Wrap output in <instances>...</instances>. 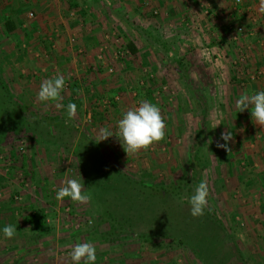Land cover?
<instances>
[{"label": "rangeland", "instance_id": "rangeland-1", "mask_svg": "<svg viewBox=\"0 0 264 264\" xmlns=\"http://www.w3.org/2000/svg\"><path fill=\"white\" fill-rule=\"evenodd\" d=\"M260 7L261 0H0V84L8 90H0V257L73 264L74 246L88 242L95 264H264V127L251 106L236 108L242 94L264 90ZM57 75L65 78L61 99L39 102L41 83ZM141 101L160 108L164 140L137 154L116 136L98 141L101 129L117 133ZM227 131L231 151L217 146ZM84 139L139 184L136 194L152 198L158 187L168 199L150 200L122 230L102 215L104 190L88 183L85 168L103 166L77 151ZM68 179L84 183L88 203L56 199ZM202 181L214 227L198 248L186 217L193 219L189 200ZM6 225L14 238H5Z\"/></svg>", "mask_w": 264, "mask_h": 264}, {"label": "clouds", "instance_id": "clouds-1", "mask_svg": "<svg viewBox=\"0 0 264 264\" xmlns=\"http://www.w3.org/2000/svg\"><path fill=\"white\" fill-rule=\"evenodd\" d=\"M260 11L264 12V0H261ZM65 88V78L57 75L54 78L45 80L40 85L37 100L41 103L57 102L61 99V93ZM61 105L57 103V107ZM251 106V116L256 124L264 127V90L248 95L242 94L236 102L239 112L247 110ZM77 114V106L74 103L67 105V115L74 119ZM165 120L159 107L152 103L141 101L138 107L126 111L122 119L118 122V132L113 133L108 128L101 129L98 134V141L107 140L109 137L119 138L127 154H137L141 150L147 151L149 148L165 138ZM232 138L227 131L221 134V139L225 143H218L217 146L231 151L228 141ZM85 185L79 179H68L56 192V199L63 201L65 197L80 204L90 201L89 194L84 192ZM210 189L206 181L200 182L194 188V194L190 197V211L193 217L204 215V210L208 208ZM211 209H209L210 211ZM16 228L6 225L3 228L5 238L12 239L16 234ZM73 264H95L96 248L92 243H77L70 253Z\"/></svg>", "mask_w": 264, "mask_h": 264}, {"label": "trees", "instance_id": "trees-1", "mask_svg": "<svg viewBox=\"0 0 264 264\" xmlns=\"http://www.w3.org/2000/svg\"><path fill=\"white\" fill-rule=\"evenodd\" d=\"M10 29H14L13 24L11 25ZM129 47L133 53L137 52V46L135 45V43H132V42L129 43ZM0 90L6 91L7 88L5 85L0 84ZM6 93L8 94V100H10V102H11L10 106H11L12 111L10 113H12L14 111V109L17 107H15L12 104V102L14 103V100H12V97H10L9 92H6ZM0 118H2L1 114H0ZM6 118H8V117H6ZM55 121L58 122L56 124V126H61L60 123L66 124L65 121H63L62 119H59V118H55ZM8 124L11 125V123H8ZM20 126H22V125L20 124ZM51 126L52 125H50V127ZM50 127H49V129H50ZM63 127L64 126H62V128ZM16 128H19V126L18 127L16 126ZM52 128H53V126H52ZM67 128L70 129V127H67ZM87 141H88L87 139H84L82 144L78 145V147H76L77 151H79L81 153L84 152L86 154L94 155L95 158H97L98 160L101 159L100 161H101L102 166H103L101 168V170L100 169H94V167H92V169H91V167L85 168V175L87 176L88 183L90 184V186H93L95 189H98L100 191V193H102V191L104 190L105 196L103 195L101 197V200H102V202L106 203L104 208L107 211H103L102 215L107 216L108 219L113 220V221L118 219L119 220V226L122 227V230H124V228L127 227V225L129 224L128 220H133L132 216L135 215V213H137L136 211H138V216H139L140 214H142L143 211H147L150 208V206H147V203L150 202V200H152L156 196H158V199L162 198V201L164 199H166V200L168 199L166 190H164L162 188H158V187L150 188V191L152 192L150 197H152V198H144V197H142L143 194L142 195L136 194L135 193L136 192L135 186L136 185L139 186V184H137L136 182H134L132 180L130 181L129 177L124 172L117 169L116 167L109 166L105 162L99 146L97 144H95L94 142L89 140L92 145H90V148H88V146L86 144ZM91 148H92L93 152H91ZM78 158H80V157L78 156ZM97 171H99V172H97ZM98 178H102V181H99ZM98 181H99V185L97 183ZM142 188H144V187H142ZM118 194H119V199L114 201L113 200L114 197ZM141 200H143L145 202L142 203ZM137 201L140 202L139 205H136V204L134 205L133 203L134 202L136 203ZM137 206H139V210L136 209ZM132 213H134V214H132ZM33 214L31 217H29V219H31V220H32V218L36 219V217H34ZM171 215L172 214L168 215L169 221L172 220ZM127 217H130L131 219H128ZM170 217H171V219H170ZM196 218L197 217H193V219H192V217L191 218L186 217V220H187L186 222H188V224H190L193 221L192 224H190V226H188V227L193 228V225H194L195 226L194 234L196 235V233H197L199 236L197 238V235H196L195 239H191V240L197 244L198 248H202L203 243L199 240V238L205 239L208 236V231L206 229L214 227V226L211 225V221L209 220L208 216L206 217L205 215H203V216L198 217V219H196ZM142 220H144V219L141 218L140 221H142ZM204 224H206V226H204ZM152 233H154V232L152 231L148 235H150ZM110 234H112V233H110ZM194 234L192 236H194ZM188 238H189V236H188ZM180 242L182 243V242H186V241L181 238Z\"/></svg>", "mask_w": 264, "mask_h": 264}, {"label": "crops", "instance_id": "crops-1", "mask_svg": "<svg viewBox=\"0 0 264 264\" xmlns=\"http://www.w3.org/2000/svg\"><path fill=\"white\" fill-rule=\"evenodd\" d=\"M55 3H57V0H53ZM55 8H49V10H47L46 11V14H48V13H53L55 10H54ZM46 14L44 15V16H46ZM88 29V28H87ZM67 30V28H65V31ZM63 35H64V33H63ZM263 39H264V36H263ZM258 43H260V44H262L261 43V41H259ZM263 43H264V41H263ZM46 53H47V51H46ZM47 68V67H46ZM51 68V67H50ZM4 245H5V243H4ZM7 258H9V259H7ZM7 260V261H6ZM16 260H20V257H0V262H8V261H13L14 262V264H21V263H17V262H20V261H16Z\"/></svg>", "mask_w": 264, "mask_h": 264}, {"label": "built area", "instance_id": "built-area-1", "mask_svg": "<svg viewBox=\"0 0 264 264\" xmlns=\"http://www.w3.org/2000/svg\"><path fill=\"white\" fill-rule=\"evenodd\" d=\"M238 2H240L241 0H237ZM240 31L242 32V29H240Z\"/></svg>", "mask_w": 264, "mask_h": 264}]
</instances>
